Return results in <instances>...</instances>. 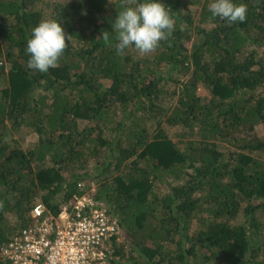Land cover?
Returning <instances> with one entry per match:
<instances>
[{
  "label": "trees",
  "instance_id": "obj_1",
  "mask_svg": "<svg viewBox=\"0 0 264 264\" xmlns=\"http://www.w3.org/2000/svg\"><path fill=\"white\" fill-rule=\"evenodd\" d=\"M40 1L0 0V246L31 222L39 192L55 213L73 200L91 159L102 165L95 197L129 243L112 264H264V0H234L247 5L235 24L212 16L213 0H159L171 37L122 56L121 0L49 2L48 16ZM49 19L72 39L41 73L26 47ZM6 120L34 131L36 146L9 144Z\"/></svg>",
  "mask_w": 264,
  "mask_h": 264
},
{
  "label": "built area",
  "instance_id": "obj_2",
  "mask_svg": "<svg viewBox=\"0 0 264 264\" xmlns=\"http://www.w3.org/2000/svg\"><path fill=\"white\" fill-rule=\"evenodd\" d=\"M82 183L79 181L78 185ZM79 190L55 213L44 202L31 210V222L0 246L5 264H112L121 224L105 203Z\"/></svg>",
  "mask_w": 264,
  "mask_h": 264
},
{
  "label": "clouds",
  "instance_id": "obj_3",
  "mask_svg": "<svg viewBox=\"0 0 264 264\" xmlns=\"http://www.w3.org/2000/svg\"><path fill=\"white\" fill-rule=\"evenodd\" d=\"M121 8L112 23L118 55H124L125 50L133 46L142 55L153 53L175 29L176 21L170 9L159 0H121ZM208 8L213 17H220L229 24L244 22L247 17V5L236 4L234 0H213ZM100 38L106 45L111 44L108 31H103ZM71 39L72 35L66 33L60 22L41 21L27 41L28 68L46 73L58 67Z\"/></svg>",
  "mask_w": 264,
  "mask_h": 264
},
{
  "label": "rangeland",
  "instance_id": "obj_4",
  "mask_svg": "<svg viewBox=\"0 0 264 264\" xmlns=\"http://www.w3.org/2000/svg\"><path fill=\"white\" fill-rule=\"evenodd\" d=\"M48 3H62V4H66L69 3L72 0H45ZM204 0H201V2ZM201 2L200 4H197L195 6H193V9L197 12L196 13V17H198V14L200 12L201 9ZM40 3H43V0L40 1ZM53 10V6L50 5L46 7L45 13L48 15H50L52 13ZM75 17H77V15H75ZM77 19H79L77 17ZM84 26V29L89 30L92 28L93 26V19L91 18L90 20H86L84 24H82ZM0 45L4 48V45L2 44V41L0 39ZM6 48V45H5ZM3 56H5L3 54ZM4 61V66L6 67V70L9 67V62L6 61L5 57L3 58ZM201 91L205 94L208 93V90L205 88H202ZM172 102H174V100L172 99ZM6 136H5V140L11 144V145H18L19 147H21L22 149H24L25 151H27L29 148H33L36 146L37 143V134L32 131L29 128L26 127H21L19 129H14L11 127V123L9 120H6ZM182 129V127L180 125H176V126H169L168 127V131L170 132V134L175 137L176 132L180 131ZM35 163V162H34ZM102 167L101 163H99V161L96 160H89L88 161V166H86L83 169H80V175H82L81 178L78 179V182L80 181L82 184L78 185V190H80L81 192L85 193L87 196L91 197V198H95L98 200V204L101 203H105L103 201V199H98L95 197V193L98 190L99 186L101 185V178L102 175L100 174V170L99 168ZM116 174V170H112V172L109 173V176L113 177V175ZM44 192H39L38 195V201L40 202L42 199V194ZM82 193V194H83ZM63 198V194L59 193L57 196V201H61ZM17 221V217L15 214H11L10 216V222H13L14 224H16ZM120 237H121V241L124 242L125 246L128 247L129 243L126 239V234H124L123 230H121L120 233Z\"/></svg>",
  "mask_w": 264,
  "mask_h": 264
}]
</instances>
